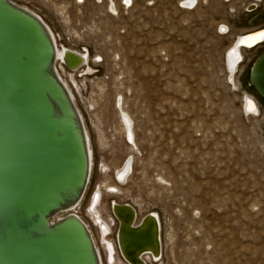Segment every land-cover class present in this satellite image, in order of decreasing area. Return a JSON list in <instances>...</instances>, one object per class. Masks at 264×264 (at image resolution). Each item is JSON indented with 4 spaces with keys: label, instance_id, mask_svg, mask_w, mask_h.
<instances>
[{
    "label": "rangeland",
    "instance_id": "rangeland-1",
    "mask_svg": "<svg viewBox=\"0 0 264 264\" xmlns=\"http://www.w3.org/2000/svg\"><path fill=\"white\" fill-rule=\"evenodd\" d=\"M12 1L96 69L73 72L79 92L70 83L93 152L77 210L95 238L94 191L99 216L112 200L139 216L158 213L162 256L149 264H264V103L248 82L264 43L243 50L232 75L225 64L236 35L250 29L245 18L221 0L192 10L180 0ZM246 94L260 105L255 115L243 110Z\"/></svg>",
    "mask_w": 264,
    "mask_h": 264
},
{
    "label": "water",
    "instance_id": "water-1",
    "mask_svg": "<svg viewBox=\"0 0 264 264\" xmlns=\"http://www.w3.org/2000/svg\"><path fill=\"white\" fill-rule=\"evenodd\" d=\"M261 20L264 13L250 24ZM86 71L93 73L88 65ZM248 80L264 101V51L252 62ZM83 133L56 76L48 33L11 0H0V264H99L78 216L50 222L82 199L89 183ZM119 206L128 208L126 222L133 223L134 206ZM131 224L117 229L120 254L131 264H146L140 260L146 249H160L159 226Z\"/></svg>",
    "mask_w": 264,
    "mask_h": 264
},
{
    "label": "bare ground",
    "instance_id": "bare-ground-1",
    "mask_svg": "<svg viewBox=\"0 0 264 264\" xmlns=\"http://www.w3.org/2000/svg\"><path fill=\"white\" fill-rule=\"evenodd\" d=\"M180 1L183 3L185 2L188 5L192 3L191 0H180ZM12 3L16 9L23 11L24 13H27L28 15H30V17L39 21L40 25L48 33V38L52 42V53H53V58H54V68H55L56 76L58 78L59 84L63 86V89L66 93V97L73 104L75 111L77 112V115L81 122V126L84 132L83 133L84 144L87 145V149H88L87 153H89L90 155V175H91L93 152L91 148L89 133H88V130H87L84 118H83V114L81 113V110L76 102V95H75L76 91L72 89L71 84H70L72 83L79 92L78 85L76 83L73 72H75L76 70L78 71L79 69H82V71L85 70V65L83 64L85 62H89L88 55L84 52L76 51L68 47H59L53 31L51 30L49 25L43 20V18L40 15H38L36 12H34L32 9H30L27 6L17 4L14 1H12ZM185 10L187 9L185 8ZM221 27L223 30L226 29L225 26H221ZM256 30L258 29L248 30V31L237 34L235 39L231 43V45H229V47L227 48L226 53H225V64H226L227 71L231 73V75L235 72L237 66L240 64V61L242 60L243 50L245 51L247 49L255 48L264 43V30L256 34L249 35L245 38L242 37L243 35L254 32ZM255 43H257L255 46L249 48ZM239 45H245L247 47H242V46L240 47ZM67 66H69V68ZM61 71L65 72L66 78L61 75ZM85 74L90 75L87 71L85 72ZM248 76H249V70H248ZM243 107H244V111L249 114L255 115L259 112L257 101L254 98L248 96L247 94L243 97ZM127 172L128 171H126V167L124 166L123 168L117 170L116 176H117L118 181H122L125 175L127 174ZM82 199L78 198V200L73 205L70 206L71 209L61 211L57 213L56 215H54L53 217H51L50 222L59 220L71 213L78 216L81 219V221L85 224V226L87 227L89 231L90 237L94 245V249L97 254L99 264H105V260H106V264H124V263L131 264L122 258L120 254V249L117 243L118 227L120 225H123V227H128L132 223V221L126 222V220L130 218L132 213L130 214L127 207L122 208L121 206H119V205H124L127 203H119L113 200V203L111 204L110 202L109 204L111 213H108L106 214L105 217H103V216L98 215V210H97V206L100 201V193L99 192L97 193L96 191H94L91 194L89 202L87 204V214L89 215V217L92 219V221L95 224H97L98 226H101V230L100 232L98 231V236L96 235L97 237L95 238L93 232L90 230V226L82 219V217L78 213L77 209L80 207ZM92 199H93V204L91 205V207H89ZM115 211L120 218L119 220H117L113 214V212ZM127 212H129V215H126ZM148 214L150 215L145 218V216ZM110 216H111V219L108 221V218ZM143 218L145 219L143 220ZM140 223H141L140 228H144L146 226H148L149 228L150 223L158 224L159 226L160 249L158 247L150 246L140 256V260H142L146 264L156 263L161 259V256H162L161 221H160L159 215L155 211H150V212L143 214L142 216H139L135 208L134 221L131 224V226L136 227ZM113 224H115V230L113 231V237H111L110 235L111 225ZM99 243L101 246H99ZM101 253L104 255L102 256Z\"/></svg>",
    "mask_w": 264,
    "mask_h": 264
},
{
    "label": "built area",
    "instance_id": "built-area-1",
    "mask_svg": "<svg viewBox=\"0 0 264 264\" xmlns=\"http://www.w3.org/2000/svg\"><path fill=\"white\" fill-rule=\"evenodd\" d=\"M191 1H192V3L189 4V5L187 3H185V2L183 3V2L180 1L178 3V6H179L180 9H183V10H185V8L187 10H192V9H194L196 7L198 0H191ZM221 1L229 7V10L232 11V13L235 14L234 16H237V18L239 20H240L241 17L245 18L248 26L250 27L249 30L264 29V20H261V21H258L256 23L250 24V20H251L252 17L257 15L258 13H264V0H221ZM123 4L125 6H129L130 5V0H123ZM219 32L222 33V34L224 33L223 29L221 27H219ZM87 65H88V62L85 65L84 72H86ZM92 69H93L94 72L96 71V69H94V68H92ZM89 74H91V73H89ZM258 105H259V103H258ZM259 107H260V105H259ZM243 110H244V107H243ZM111 228H114V230H115V224L111 225ZM97 230L100 232L101 226L97 225ZM110 234H111V232H110Z\"/></svg>",
    "mask_w": 264,
    "mask_h": 264
},
{
    "label": "trees",
    "instance_id": "trees-1",
    "mask_svg": "<svg viewBox=\"0 0 264 264\" xmlns=\"http://www.w3.org/2000/svg\"><path fill=\"white\" fill-rule=\"evenodd\" d=\"M264 103V102H263Z\"/></svg>",
    "mask_w": 264,
    "mask_h": 264
}]
</instances>
